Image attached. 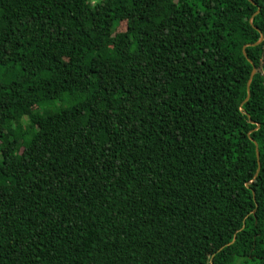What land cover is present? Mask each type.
Instances as JSON below:
<instances>
[{
    "label": "trees",
    "instance_id": "trees-1",
    "mask_svg": "<svg viewBox=\"0 0 264 264\" xmlns=\"http://www.w3.org/2000/svg\"><path fill=\"white\" fill-rule=\"evenodd\" d=\"M250 2L0 0V264H264Z\"/></svg>",
    "mask_w": 264,
    "mask_h": 264
},
{
    "label": "water",
    "instance_id": "water-1",
    "mask_svg": "<svg viewBox=\"0 0 264 264\" xmlns=\"http://www.w3.org/2000/svg\"><path fill=\"white\" fill-rule=\"evenodd\" d=\"M247 1L250 2V0H247ZM250 3H251V2H250ZM256 13H257V10H256V12L254 13V15H255ZM254 15H253V16H254ZM248 22H249V24H251V19H249ZM252 27H253V26H252ZM253 29L256 30L255 27H253ZM262 40H263L262 36L259 35L258 40H257L255 43L251 44L250 46H257V45H259V44L262 42ZM246 46H248V45H246ZM246 46H243V47H242V49H241V53H242L243 58H244V59L250 64V66H251V70H250V73H249L248 79H247L246 84H245V92H246V96H245V98H244V100H243L242 103H244L245 101H247V99H248V97H249V84H250V81H251V79H252V77H253V75H254V73H255V69H254L252 63H251L250 60L247 58V56H246V54H245V52H244V48H245ZM258 127H259V125L256 124L254 130H256ZM254 153H255V158H256V162H257V168H256V170H255V173H254V175H253V178L256 177V174H257V172H258V170H259V164H258V161H257V158H258V152H257V147H256V144H255V143H254ZM246 187H248V184H246ZM253 198H254V197H253V193H252V199H253ZM233 241H234V236H233L231 242L228 243V244H226L225 246L231 245V244L233 243ZM222 248H223V247H221L217 252H219Z\"/></svg>",
    "mask_w": 264,
    "mask_h": 264
},
{
    "label": "rangeland",
    "instance_id": "rangeland-1",
    "mask_svg": "<svg viewBox=\"0 0 264 264\" xmlns=\"http://www.w3.org/2000/svg\"><path fill=\"white\" fill-rule=\"evenodd\" d=\"M120 30H121V29H120ZM17 89L21 90V86H19ZM19 124H20V121H19ZM19 124L16 123V128H17V129H18V127H19Z\"/></svg>",
    "mask_w": 264,
    "mask_h": 264
}]
</instances>
